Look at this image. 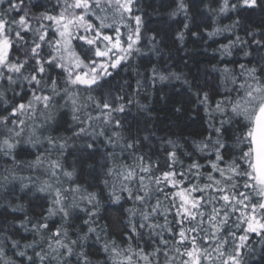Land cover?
<instances>
[{
    "label": "snow or ice",
    "instance_id": "snow-or-ice-1",
    "mask_svg": "<svg viewBox=\"0 0 264 264\" xmlns=\"http://www.w3.org/2000/svg\"><path fill=\"white\" fill-rule=\"evenodd\" d=\"M167 6L174 43L217 45L203 83L145 41L141 0H0V264L264 260V28L241 19L264 0ZM173 81L203 123L157 136L140 97Z\"/></svg>",
    "mask_w": 264,
    "mask_h": 264
},
{
    "label": "trees",
    "instance_id": "trees-1",
    "mask_svg": "<svg viewBox=\"0 0 264 264\" xmlns=\"http://www.w3.org/2000/svg\"><path fill=\"white\" fill-rule=\"evenodd\" d=\"M44 4H48V0H40ZM190 11L195 14V9L191 7L192 0H189ZM168 0H141L143 9L144 27L142 35L145 41L148 37L156 36L159 41L163 60L173 71L183 72L190 82L203 83L205 78V70L210 69L213 63H216L213 49L217 47L212 41H196L191 36H188L183 46L174 43V37L177 30L182 28V17L170 18L168 13L170 8L167 6ZM50 7V5H49ZM43 9H36L35 11H42ZM15 15V14H14ZM243 23L251 28H264V11L259 9L244 13L241 17ZM221 25L231 23L227 18H221ZM211 28L208 25H204ZM194 31H202L201 28H195ZM243 35V32L240 33ZM221 42L224 41L223 37L219 38ZM147 52V46H145ZM152 63H157V57L149 53ZM139 63V61H138ZM162 63V61H161ZM151 67L147 59H144L140 71L144 68ZM115 79L112 81L114 86H118L127 80L130 84L135 86V73L133 71H120L117 70ZM211 75V73H209ZM162 88L159 94L153 93L149 98L143 95L140 100L144 104L149 105L151 112V119L145 121L143 114L141 115V123H148L150 128H153L157 136H173L183 130L184 134L194 130L199 124L203 123V112L195 108L194 105L188 102L187 93L183 86L178 81H173L171 84L164 86H157ZM184 103V109L181 113L173 111L174 107L180 106ZM132 114L137 115L136 109H132ZM131 120L132 117L130 116ZM173 125H178L174 127ZM63 132V129H61ZM71 135L70 132L65 133ZM28 204V201H24ZM38 211V209H34ZM11 218V217H10ZM259 252L257 257L250 261V264H264V260L259 259Z\"/></svg>",
    "mask_w": 264,
    "mask_h": 264
}]
</instances>
